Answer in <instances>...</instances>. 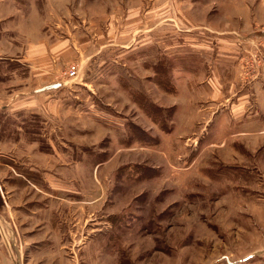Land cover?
<instances>
[{
    "label": "rangeland",
    "instance_id": "374dc122",
    "mask_svg": "<svg viewBox=\"0 0 264 264\" xmlns=\"http://www.w3.org/2000/svg\"><path fill=\"white\" fill-rule=\"evenodd\" d=\"M20 1L42 19L18 20L30 32L8 45L15 20H0V220L13 204L25 264H264V121L237 135L220 107L207 128L208 60L182 52L186 23L247 19V32L264 2ZM261 41L238 66L255 82Z\"/></svg>",
    "mask_w": 264,
    "mask_h": 264
},
{
    "label": "crops",
    "instance_id": "0c3cea01",
    "mask_svg": "<svg viewBox=\"0 0 264 264\" xmlns=\"http://www.w3.org/2000/svg\"><path fill=\"white\" fill-rule=\"evenodd\" d=\"M262 1L264 2V0ZM4 17H13L15 20V28H12V30L8 32L7 39L3 41L7 45L9 43V34H14L15 37L20 38L24 33L30 32L29 27L26 26V24H20L21 22L18 20H31V18H35V20L42 19L38 12L37 5H32L31 1L13 3L9 2V0H0V20ZM246 21L247 19H240V21L239 19H234L233 29H230L232 27L229 25L223 28L221 25H217L216 21H212L211 23L201 22L195 25L186 23L185 26L187 30H185L184 33L186 44L182 51L188 58L191 56V51L193 49H200L199 52L204 54L205 58H207L206 60H208V64L206 65L208 70H205L201 74L198 82L200 87L198 95L200 109L198 113L199 115H204L211 106H214L215 109L211 111L210 117L204 121V124L209 128L211 123L218 119V115L222 111L219 109L222 107L229 114L228 117L230 118L233 132L234 128L240 129L237 135L243 134L242 129L244 128V124L242 123L259 117H261L260 120L264 121V77H262L264 76V67L262 66L261 77L256 82L254 81L255 76H244L243 74V76H239L238 71V66L241 64L240 60L244 59L242 56L244 55L243 49L245 45L242 44H246L247 40H262L261 42L264 44V27L253 28L245 32L240 28L252 27L251 21ZM2 34L3 32H0V36ZM28 35H31V33H28ZM15 41L16 40H13V42ZM3 42L0 44V54L4 52L2 51ZM28 48L32 49V46L30 45L26 49L28 50ZM172 48L174 49V47ZM241 78L246 79V81ZM61 85V83L52 84L48 82V84L42 86L41 89L45 91L60 87ZM191 88H194V86H191ZM188 92L190 93L191 90H188ZM28 93H31L30 89L23 92L24 95H28ZM249 114L252 116H249ZM209 122L210 124H208ZM218 123L219 120L217 121V125H212V131L213 128L218 126ZM256 127H258L256 133L264 135V124L261 125L257 123ZM216 129H218V127ZM10 206L15 207L13 204H7V213L9 216L5 214L1 215L4 222L3 226L0 220L1 246L11 264H25L23 252L27 249V245H29L30 242H25L24 246L21 248V242L18 243L16 240L13 229L10 228V231L8 230V226L11 227L10 224L14 221L11 216L14 214V208L12 207L13 211L11 212ZM4 228H7L6 232H8V234H5ZM41 243L44 245L46 241L44 243L42 241Z\"/></svg>",
    "mask_w": 264,
    "mask_h": 264
},
{
    "label": "built area",
    "instance_id": "2783aa9c",
    "mask_svg": "<svg viewBox=\"0 0 264 264\" xmlns=\"http://www.w3.org/2000/svg\"><path fill=\"white\" fill-rule=\"evenodd\" d=\"M76 66L74 67V66H70V69H69V75L70 76H72V77H74L75 76V74H76Z\"/></svg>",
    "mask_w": 264,
    "mask_h": 264
}]
</instances>
